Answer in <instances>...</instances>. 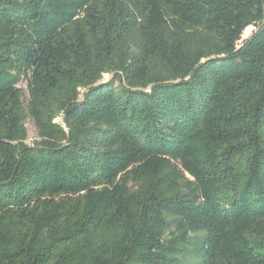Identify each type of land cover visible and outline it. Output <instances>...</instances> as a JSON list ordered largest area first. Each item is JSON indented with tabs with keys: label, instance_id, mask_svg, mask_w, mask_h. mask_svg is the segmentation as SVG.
I'll use <instances>...</instances> for the list:
<instances>
[{
	"label": "trees",
	"instance_id": "1",
	"mask_svg": "<svg viewBox=\"0 0 264 264\" xmlns=\"http://www.w3.org/2000/svg\"><path fill=\"white\" fill-rule=\"evenodd\" d=\"M0 264H264V0H0Z\"/></svg>",
	"mask_w": 264,
	"mask_h": 264
},
{
	"label": "rangeland",
	"instance_id": "2",
	"mask_svg": "<svg viewBox=\"0 0 264 264\" xmlns=\"http://www.w3.org/2000/svg\"><path fill=\"white\" fill-rule=\"evenodd\" d=\"M110 78H111V74H104L101 81L102 82H106ZM22 86H24V85H22ZM57 121H61V119L58 118ZM25 126L27 128V140H26V143L31 145L35 141V139L37 138L36 137V130H35V127H34L32 121L30 119H28L26 121Z\"/></svg>",
	"mask_w": 264,
	"mask_h": 264
},
{
	"label": "built area",
	"instance_id": "3",
	"mask_svg": "<svg viewBox=\"0 0 264 264\" xmlns=\"http://www.w3.org/2000/svg\"><path fill=\"white\" fill-rule=\"evenodd\" d=\"M252 29H253L252 25L245 27L243 30L242 37H247L250 34V32L252 31Z\"/></svg>",
	"mask_w": 264,
	"mask_h": 264
}]
</instances>
